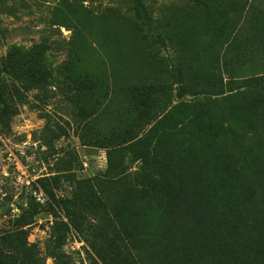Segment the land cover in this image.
Segmentation results:
<instances>
[{
	"label": "rangeland",
	"instance_id": "rangeland-1",
	"mask_svg": "<svg viewBox=\"0 0 264 264\" xmlns=\"http://www.w3.org/2000/svg\"><path fill=\"white\" fill-rule=\"evenodd\" d=\"M43 38L65 95L10 50ZM0 94L9 246L56 264L61 224L75 264H264V0H0Z\"/></svg>",
	"mask_w": 264,
	"mask_h": 264
},
{
	"label": "trees",
	"instance_id": "trees-1",
	"mask_svg": "<svg viewBox=\"0 0 264 264\" xmlns=\"http://www.w3.org/2000/svg\"><path fill=\"white\" fill-rule=\"evenodd\" d=\"M51 47L52 43L48 42L46 38H43L42 42L32 45L29 50L15 46L11 47L10 50L18 59L26 57V54L28 52L34 53L35 56L32 60L34 65V70L32 73L34 81L32 86L34 88L40 90L41 88H48L50 86H53L56 90L59 91L61 95H65L72 90V87L67 81V78L60 71L61 67L56 68L55 70L51 68V64L48 59L49 55H47V52L51 49ZM49 98L50 97H43L41 102L45 104L47 102V99ZM12 109L13 105L8 102V99L6 97H3V95L0 94V123L3 122L5 116L10 113ZM242 146L244 148L252 149V147H247L246 143L244 142L242 143ZM261 150L264 151V149ZM176 220L177 221L173 223V228H178L179 232H182L181 216L176 215ZM19 221L20 220H17L16 224L19 225ZM161 221L166 222V218L163 217ZM158 226H160V229L156 228ZM261 226H264L263 223L261 224ZM159 232L160 234H162L161 225L159 223H154V226L152 227L153 237L157 239H164L162 238V236H160ZM65 237V229L63 228V225H57V227L54 228V233L51 239L47 244H45L46 255L55 259L56 264H75L72 256L68 255L64 251L66 241ZM181 240L182 236L179 235L175 238V242L172 241V244H176ZM90 246L91 248H94V245ZM4 254L10 256L16 264H43L40 250L37 248L36 244L28 245L27 243H25L19 246L11 247L7 244L6 237H1L0 255Z\"/></svg>",
	"mask_w": 264,
	"mask_h": 264
}]
</instances>
